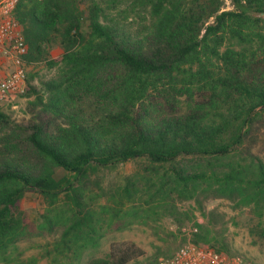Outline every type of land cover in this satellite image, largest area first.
I'll return each mask as SVG.
<instances>
[{
  "label": "trees",
  "instance_id": "16d2710c",
  "mask_svg": "<svg viewBox=\"0 0 264 264\" xmlns=\"http://www.w3.org/2000/svg\"><path fill=\"white\" fill-rule=\"evenodd\" d=\"M230 3L233 9L222 10L221 0H150L148 30L131 34L96 0L18 1L26 65L53 66L50 52L59 47L66 72L39 90L27 82L22 95L62 122L54 132L32 127L34 169L0 164L4 264H36L34 257L9 263L6 253L17 240L53 228L60 233L44 250L47 264H81L107 233L135 221L141 203L171 195L191 199L212 189L264 207V164L248 168L236 160L247 129L264 117V0ZM181 97L184 112H160ZM88 98L98 115L78 109ZM6 123L0 112V126ZM137 159L149 172L140 176L143 202L138 179L102 186L98 172ZM27 191L46 205L39 223L21 212ZM213 239L210 245L200 230L194 237L228 254ZM140 254L134 243H114L104 258L85 264H127Z\"/></svg>",
  "mask_w": 264,
  "mask_h": 264
},
{
  "label": "rangeland",
  "instance_id": "374dc122",
  "mask_svg": "<svg viewBox=\"0 0 264 264\" xmlns=\"http://www.w3.org/2000/svg\"><path fill=\"white\" fill-rule=\"evenodd\" d=\"M149 1L96 0L108 18L127 28L131 34H142L148 30ZM221 1V8L233 9L230 2L227 4L224 0ZM60 59L61 49L54 47L49 57V60L55 61L53 66L49 67L44 63L28 66L26 74L28 84L39 90L43 83L61 78L66 72V67L60 63ZM8 70L7 63L0 56V76ZM175 100L176 102L170 103L168 107L158 106L160 112L169 115L184 112L185 98H175ZM157 102L160 103V100L154 99L152 102L155 107ZM98 106L88 98L80 103L78 109L89 117L90 114H99L98 109L95 108ZM0 112L7 119L6 125L0 126V164L9 161L34 169L38 162L27 142L32 127L41 124L45 130L54 132L62 119L49 112H43L40 106L33 103L32 97L24 96L0 103ZM246 132L244 141L237 151L236 160L248 168H254L258 161L264 164V117L254 122ZM146 164L143 160H130L98 172L97 177L106 188L116 186L125 177L138 179L137 187L143 202L147 195L145 183L140 176L149 173ZM215 170L219 172L222 168ZM20 205L21 212L27 220L41 222L40 215L44 213L46 205L36 193L25 192ZM140 205L138 217L131 219L135 221L121 230L107 233L101 239L99 246L84 252L81 264L91 259L104 258L111 244L126 242L134 243L141 252L127 264H150L158 257L169 255L174 251L182 241L177 228L191 221L198 224L200 234H204L211 241L210 245L213 238H216L227 247L228 255L238 254L254 264H264V207L257 210L253 203H245L237 194L219 197L212 189H205L198 191L191 199L171 195L166 200L151 203L150 207L144 203ZM59 233L60 229L53 228L51 231L32 233L17 240L6 253L10 258L8 262L26 261L34 257L37 260L36 264H47L44 250L50 247ZM0 264H4L1 258Z\"/></svg>",
  "mask_w": 264,
  "mask_h": 264
},
{
  "label": "built area",
  "instance_id": "2783aa9c",
  "mask_svg": "<svg viewBox=\"0 0 264 264\" xmlns=\"http://www.w3.org/2000/svg\"><path fill=\"white\" fill-rule=\"evenodd\" d=\"M18 1L0 0V56L9 68L7 73L0 76V103L22 96L27 85L28 66L24 56L28 46L15 18ZM224 1L227 4L230 2ZM177 231L182 238L181 243L171 254L160 256L150 264H254L241 255H228L214 247L196 243L194 237L199 227L194 221L179 226Z\"/></svg>",
  "mask_w": 264,
  "mask_h": 264
},
{
  "label": "water",
  "instance_id": "95a60500",
  "mask_svg": "<svg viewBox=\"0 0 264 264\" xmlns=\"http://www.w3.org/2000/svg\"><path fill=\"white\" fill-rule=\"evenodd\" d=\"M261 16H263V17H264V14H262Z\"/></svg>",
  "mask_w": 264,
  "mask_h": 264
}]
</instances>
